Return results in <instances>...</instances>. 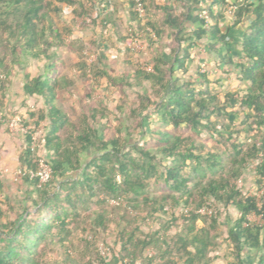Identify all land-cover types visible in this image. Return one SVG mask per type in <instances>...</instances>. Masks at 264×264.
Segmentation results:
<instances>
[{
    "label": "trees",
    "instance_id": "1",
    "mask_svg": "<svg viewBox=\"0 0 264 264\" xmlns=\"http://www.w3.org/2000/svg\"><path fill=\"white\" fill-rule=\"evenodd\" d=\"M199 1L184 0L180 15L167 6L159 8L165 15V27L173 30L175 47L168 56L158 54L150 64L144 63L152 67V73L138 66L128 76L135 80L130 88H140L142 82L149 84V92L139 95L136 108L130 112L133 119L142 114L138 126L147 131L151 122L162 127L149 130L155 139L153 144L138 147L129 127L124 125L125 118L119 117L112 124L105 109L97 107L82 111L72 120L59 106L61 93L70 92L72 83L63 75V63L57 61L55 50L64 47V39L72 30H59L52 15L59 16L63 7H68L74 20L89 18L102 30L110 26L117 31L114 12L103 15L108 0H0V47L5 55L11 54V65H20L22 58L46 62L42 74L25 78L23 92L43 101L44 110L28 114L26 120L31 124L45 123L43 149L51 168L49 180L40 188L23 178L36 194L35 199L29 200L32 210L26 207L15 212L11 204L0 203V264H82L68 253L70 245L66 239L71 235L70 225L81 219L80 207L86 208L89 201L108 206L107 199L121 200L123 205L116 208L122 212L118 220L104 211L87 216L94 238H86L87 230L83 227L73 237L85 252L95 245L97 237L104 235L114 237L119 252L131 264L138 260L143 264H211L208 255L214 251L212 232L220 217H200L192 212L185 216L179 210L194 211L212 199L240 214L227 231L230 264H264V227L245 225L246 217L253 213L261 215L264 222V204L258 209L254 197H245L230 184L243 177L253 160L257 163L258 177L264 170V0L237 3L235 21L228 27L223 21L227 19L229 0H210L207 21L200 16ZM128 2L132 10V3ZM213 6L218 8L216 14L211 10ZM95 12L98 14L93 17ZM135 21L132 11L131 25L127 28L131 27L134 41L139 44L146 41L152 46L164 33L148 16L144 27L134 24ZM146 27L155 39L147 35L139 37ZM236 27H240L241 35L239 49L234 52L229 34ZM195 50H203L214 61L232 66L234 81L247 84L246 88L226 90L220 96L210 92L207 88L216 80L201 74L198 65L194 67ZM130 52L125 47L123 53ZM80 67L83 77L115 82L99 59L90 66L84 60ZM2 69L0 62V72L7 80ZM240 111L254 120L260 136L258 132L249 133L248 145L233 143L227 176L202 182L197 178L202 164L215 172L221 167L222 158L218 153L206 152L190 134L181 133L182 127L195 134L204 129L211 136L233 141L231 125ZM25 142L21 169L35 172L40 153L29 148L28 139ZM159 178L171 193L157 198L148 196L150 183ZM130 196L139 199L132 204ZM11 214L16 217L10 219ZM178 219L187 227L174 236L168 235ZM146 221L164 223L160 230L145 232ZM197 221H202L203 226L198 228ZM148 250H153L154 256L146 255ZM250 254H255L252 260ZM86 264H110V259L97 252Z\"/></svg>",
    "mask_w": 264,
    "mask_h": 264
},
{
    "label": "rangeland",
    "instance_id": "2",
    "mask_svg": "<svg viewBox=\"0 0 264 264\" xmlns=\"http://www.w3.org/2000/svg\"><path fill=\"white\" fill-rule=\"evenodd\" d=\"M114 4V0H111ZM54 25L59 29H71L72 33L70 36L64 39V47L55 50L56 56L58 57V62L63 63L62 72L64 76L67 78L68 83H72L71 91L68 93H61L62 98L59 102V106L61 109L66 112L70 119L74 120L75 117L80 114L82 111L88 112L90 108H103L105 109V113L107 114V119L115 124V120L117 118H125L124 125L128 126L130 129V133L132 134V138L134 139L136 145L138 147L142 146H150L154 143V137L151 136L149 130H157L162 128L159 123L151 122L149 125V129L141 128L138 126V122L142 117V114L135 115L133 119L132 114L130 113L134 110L139 101V95L143 94L145 91L149 92V84L146 82L140 83V88H130L129 85L133 86L135 84V80L128 78L132 74L131 71H134L139 65V63H135V57L139 54L140 51H131L129 54H124L125 66L118 69L117 75L113 76L108 73L107 70L105 72L110 75L112 79L115 80L114 83H110L105 78L96 79L93 76L83 77L80 65L82 61L85 60L84 52L85 51H93L97 54V50L95 48H91V43L95 44L91 38H84L85 30L87 29L85 24L86 22L78 19L74 20L71 18V9L68 7H63V12L59 16L52 15ZM158 27H162V24L158 25ZM117 31L120 33L118 36L120 38H125L127 36V28L118 26ZM169 29L163 30L164 33H169ZM117 33V32H116ZM107 34V35H106ZM105 38H108V28L106 29ZM123 34V35H122ZM115 35V34H114ZM117 38V36L115 35ZM174 40V38H173ZM124 42V41H123ZM122 43V42H121ZM125 45V42L123 43ZM93 46V45H92ZM175 47V42H173V48ZM0 47V62H2V66L5 73H7V79L11 76L14 78L15 71L19 69L24 62H39V60H32L22 58L20 65H11V54H4L1 51ZM51 52V51H50ZM238 62V61H236ZM216 63H212L211 65L207 64V73L211 72L214 75L215 82H212L207 88L210 92L217 94L218 96L222 95L226 90H238L245 89L247 84H237L233 77L227 79V77L231 76L233 73L232 66H225L224 68H218ZM194 67L197 68V64L194 63ZM228 80V81H227ZM21 81H18V86ZM9 81H5V83L0 84L3 87H7ZM13 84V80L11 79V85ZM120 107L122 110L116 111L115 108ZM241 112V111H240ZM138 120V121H137ZM225 122V121H224ZM168 128V127H167ZM170 129V128H169ZM231 130L234 132L232 136L233 141H227L225 138L217 137L216 135L211 136L206 130L202 129L198 134H195L184 126L181 129V133L187 135L190 134L196 142L202 144L206 152H215L220 155L222 158L221 167L215 172H211L205 168V165L201 166V173H199L197 178L202 179V182H206L209 178H217L220 175L227 176L230 168V160L232 159L233 152L231 150V146L233 143L236 145L250 143L248 137L249 133L256 134L260 136L259 129H257L254 120L252 118H246L244 114L241 112L239 117L233 122L231 125ZM147 133V137H144V134ZM134 156V153H132ZM255 167H251L250 164L247 166V170L244 172L242 178L238 180H232L230 182L231 185L236 186V189L240 190L245 197H254L258 194V185L259 179ZM250 166V167H249ZM203 176L202 178L200 176ZM240 181V182H238ZM171 191L168 189V186L165 184L162 178L157 180H153L149 187L146 190V194L150 197L157 198L162 194H170ZM195 198H197V192L195 193ZM139 197L130 196L128 200L134 204ZM259 203L264 204V195L259 198ZM3 204V203H1ZM6 204V203H5ZM11 203H7V206H10ZM87 207L79 208V214L81 215V219H79L76 223L70 225L71 235L68 239H66V243L70 245V249L68 250L69 254L72 258L82 264H86L88 258L93 259L98 252L97 247L98 244H104V246L112 249V255L110 258V264H119V259H125L130 261L128 258H123V254L119 252V245L115 243L114 237H104V235H100L96 238V243L92 248H89L88 252L83 251V245L81 243L75 242L73 237L76 234H80L81 227L85 228L87 232L84 234L86 238H94L95 234L90 230V220L87 216L91 212L94 211H104L109 217L113 220H118L121 209L112 208L106 205H98L93 201H89L87 203ZM29 210L33 209L32 206H29ZM226 213L223 216L218 218V226L212 232L213 236V246L214 251L210 253L208 256L212 260L211 264H230L231 257L229 254V246L226 242L228 227L232 224L233 221L238 219V212L233 208H225ZM16 216H14L15 218ZM12 218V219H14ZM11 219V215H10ZM209 221L207 220V223ZM164 221H153L149 227L143 228V231L148 230H160ZM250 225H255L258 227H264V222L262 220L256 221L252 220ZM196 226L198 228L203 226L202 221H197ZM187 224H184L181 219H178L177 222L171 227L170 231L167 232L168 235L173 236L176 232H183ZM114 228V226H113ZM264 233V230H263ZM147 255V252H146ZM131 263V261H130ZM134 264H143L140 260L136 261Z\"/></svg>",
    "mask_w": 264,
    "mask_h": 264
},
{
    "label": "crops",
    "instance_id": "3",
    "mask_svg": "<svg viewBox=\"0 0 264 264\" xmlns=\"http://www.w3.org/2000/svg\"><path fill=\"white\" fill-rule=\"evenodd\" d=\"M184 0H145L148 10V17L150 21L156 26L157 29L163 31L168 29L164 25V13L160 7H169L174 14L180 15L182 13L181 4ZM205 6L209 5L210 0H200ZM113 4V3H112ZM114 14L118 26L124 30L131 24V7L128 0H114ZM199 7V5H198ZM200 10V7L199 9ZM71 18L73 16L71 15ZM162 24V27L157 26ZM225 27L231 26L228 19L223 21ZM86 30L84 38H91L95 42V50H97V59L101 61V66L108 71L109 74L117 75L118 69L125 66L124 49L128 44L127 39L124 42H119V31H115L110 26L108 27V38H105L106 29L102 30L98 23L85 24ZM240 27L232 29L229 38L233 43V51L237 52L239 49V40L241 33L238 31ZM117 30V28H116ZM169 33H163L155 43L151 46L148 42L144 41L141 44V50L138 55L133 57L135 63L142 66L144 63L150 64L152 59L158 55L168 56L173 49V30L169 29ZM117 32V33H116ZM117 38L115 37V35ZM107 35V34H106ZM123 35V34H122ZM194 63L197 65L206 62L215 65L218 68H224L225 65L214 61L203 50H195ZM58 60V57H57ZM236 61L239 62L238 59ZM38 62L25 61L24 64L15 71L14 78L11 76L7 79L9 84L7 87L0 86V95L2 97V110L8 116L21 115L27 118L28 114L44 110L43 101L37 97H29L24 94L23 86L25 78H35L43 73L46 62L39 60ZM133 73V71H131ZM63 73V72H62ZM214 77L215 74L209 73ZM64 75V74H63ZM233 75V74H232ZM227 77V79L233 76ZM11 79L13 84L11 85ZM6 81V80H5ZM5 81L3 83H5ZM18 81H21L18 86ZM228 81V80H227ZM233 82V81H232ZM1 83V84H3ZM26 142L20 134H10L4 124H0V203H11L14 206L15 212H20L22 209L30 206V199H35L31 185L24 181L22 177H18L16 172L21 169L20 157L25 149ZM11 214V218H14ZM255 254H250L252 260Z\"/></svg>",
    "mask_w": 264,
    "mask_h": 264
},
{
    "label": "built area",
    "instance_id": "4",
    "mask_svg": "<svg viewBox=\"0 0 264 264\" xmlns=\"http://www.w3.org/2000/svg\"><path fill=\"white\" fill-rule=\"evenodd\" d=\"M132 3V11L135 14L136 21L134 24H140V26L144 27L146 18L148 16L146 6H145V0H129ZM244 0H229V5L227 6L226 13H227V19L229 20V23L232 25V23L235 21V14L237 11V3H241ZM199 7H200V16L204 18L206 21L208 20L207 16V5L205 6L202 4V1H199ZM212 12L214 14L217 13L218 8L217 6H213L211 8ZM114 12V7L111 0H108L106 10L103 15L111 14ZM98 12H95L93 14V17H96ZM87 24H91L92 20L89 18H86L83 20ZM131 25V24H130ZM133 25V24H132ZM147 35L152 40L155 39V36L150 28H145L144 33H142L139 37ZM127 48H129L131 51H140L141 50V44H139L137 41H134V36L132 34V29L127 28ZM84 58L85 62L88 66L92 65L97 60V54L93 51H85L84 52ZM198 69L201 74L207 73V63L202 62L198 64ZM141 70L146 73H152L153 69L150 65L143 64L141 66ZM6 80V76L0 72V84L3 83ZM0 124H4L7 128V131L10 134H20L23 138L28 139V146L32 151H38L40 153L39 161H38V168L35 172H29L25 169H20L16 172V175L18 177L25 178L27 177L29 181L36 184L38 188L44 186L47 181L50 178L51 175V168L49 165V162L46 157V153L43 149V134L45 129V123L40 122L38 124H31L28 123L26 118L21 115H12L8 116L3 112V110L0 108ZM250 166L255 167L254 162H250ZM249 166V167H250ZM259 179V185H258V194L254 196V200L256 203V207L258 209H261L262 204L259 203V198L264 195V170L262 174L258 177ZM116 180H119V176H116ZM240 182V181H238ZM107 205L112 208L119 207L123 205V202L121 200H106ZM179 212L184 214L185 216H188L190 212L194 213L197 216L200 217H220L223 216L226 213V209L223 207L222 204L216 202L215 200H207L202 206L192 211L191 209H180ZM240 217V214L238 213V218ZM252 220L260 221L262 219L261 215L258 214H251L246 217V226L250 223ZM151 225L150 222L146 221V226L149 227ZM98 253L99 255L108 260L111 258L110 249L107 246H104V244H98ZM155 252L153 250H148L147 255L149 257L154 256ZM119 264H131L130 261L125 259H119Z\"/></svg>",
    "mask_w": 264,
    "mask_h": 264
}]
</instances>
